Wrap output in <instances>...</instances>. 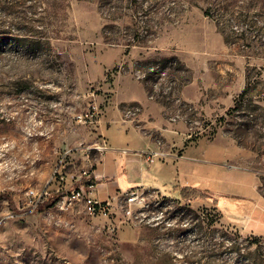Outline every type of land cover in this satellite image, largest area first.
Masks as SVG:
<instances>
[{"label":"rangeland","instance_id":"1","mask_svg":"<svg viewBox=\"0 0 264 264\" xmlns=\"http://www.w3.org/2000/svg\"><path fill=\"white\" fill-rule=\"evenodd\" d=\"M121 77L183 131L144 126L158 147L211 160L192 161L205 184L188 199L143 186L142 203L129 187L107 216L65 195L20 214L61 159L96 168ZM95 101L100 121H79ZM0 264H264V0H0Z\"/></svg>","mask_w":264,"mask_h":264},{"label":"crops","instance_id":"2","mask_svg":"<svg viewBox=\"0 0 264 264\" xmlns=\"http://www.w3.org/2000/svg\"><path fill=\"white\" fill-rule=\"evenodd\" d=\"M116 83L117 98L109 103L103 115L107 126L100 133L108 149L99 158L94 169L95 196L100 200H107L110 196H118L126 188L141 185L182 197L181 188L200 187L205 184L206 178L201 176V167L193 162L210 163L211 160L199 158V153L192 146L183 151L182 159L172 157L153 164L144 161L137 152L158 147L153 133L144 126L152 127V123L156 124V131L173 144L184 142L183 131H170L162 126L160 120L156 123L150 120L160 116L161 107L149 98L142 83L125 77L119 78ZM132 102L143 107V118L148 123L144 121L145 123L138 124L124 117V105Z\"/></svg>","mask_w":264,"mask_h":264},{"label":"built area","instance_id":"3","mask_svg":"<svg viewBox=\"0 0 264 264\" xmlns=\"http://www.w3.org/2000/svg\"><path fill=\"white\" fill-rule=\"evenodd\" d=\"M94 92H92L93 94ZM153 97V96H151ZM137 110L129 109L128 114H135ZM101 110L100 105L95 101L90 104L88 111L85 113H80L77 115V119L83 122H98L100 118ZM179 115L174 116L176 119ZM96 149L99 154H103L106 149H108L106 141H97L93 146H89V149ZM71 150H67L65 153H69ZM144 161L148 164H153L159 160H166L168 158H181L184 157L176 152H171L165 150L161 147L146 149L138 151ZM86 160L91 161L89 154H86ZM229 167H237L234 164L229 165ZM66 164L64 159H61L55 166L51 176L49 177L47 183L40 188H29L25 192L23 203L20 207V214H31L42 210L46 202L51 198L53 193L65 191V197L78 199L84 202L87 211L90 214L97 215H109L111 213V202L109 200H100L94 194V183L82 184L80 183L83 178L88 180H95L94 169L89 170L87 167L83 168L79 172H68L66 169ZM143 186L138 185L131 187L128 193V202L142 203L144 200L143 196ZM67 195V196H66Z\"/></svg>","mask_w":264,"mask_h":264},{"label":"trees","instance_id":"4","mask_svg":"<svg viewBox=\"0 0 264 264\" xmlns=\"http://www.w3.org/2000/svg\"><path fill=\"white\" fill-rule=\"evenodd\" d=\"M80 183H82V184H88V183L96 184V180H88L86 178H83ZM65 194H66L65 191H61V192H57V193L53 194V196L50 199L51 203L52 204L55 203L56 200L59 199L60 196L65 195ZM181 196L184 199L190 198L191 195L189 192V186H185V187L181 188Z\"/></svg>","mask_w":264,"mask_h":264}]
</instances>
